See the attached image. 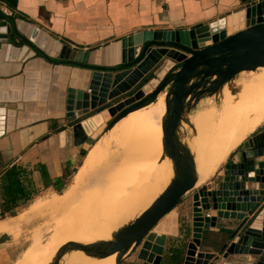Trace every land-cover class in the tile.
Here are the masks:
<instances>
[{
    "label": "water",
    "instance_id": "1",
    "mask_svg": "<svg viewBox=\"0 0 264 264\" xmlns=\"http://www.w3.org/2000/svg\"><path fill=\"white\" fill-rule=\"evenodd\" d=\"M3 2L16 8L18 1L0 0ZM243 2L247 3L242 10L246 25L234 33L228 30L229 16H222L193 28L141 30L88 50L84 58V52H79L75 60L60 58L62 43L50 50L54 40L49 34L0 8V136L21 127L26 119L81 117L72 128L60 131L61 146H90L95 137L85 121H92L101 134L105 127L154 102L170 86L162 127L167 154L175 164L173 182L138 218L116 232L113 241H70L58 250L52 264H60L70 250L98 258L117 253L116 264H120L138 248L139 259L162 264L168 235L179 234V205L197 188L193 158L176 136L185 99L188 97L189 104L198 103L204 95H215L242 71L264 66V0ZM250 10L256 16L252 21H248ZM202 34L210 37L209 44L200 43ZM165 57L179 67L150 94H144L142 87L135 90ZM113 109L108 126L105 121L99 128L94 118ZM242 146L238 162L226 166L218 188L204 184L193 196L202 214L207 212L202 216L201 237L218 218L240 221L239 235L223 255L199 251L201 237L190 242L183 264H226L233 254L249 255L253 264H264V222L261 230L253 228L257 216L264 212V132L248 138ZM10 239L8 234H0V244Z\"/></svg>",
    "mask_w": 264,
    "mask_h": 264
},
{
    "label": "crops",
    "instance_id": "2",
    "mask_svg": "<svg viewBox=\"0 0 264 264\" xmlns=\"http://www.w3.org/2000/svg\"><path fill=\"white\" fill-rule=\"evenodd\" d=\"M17 1L16 8H12L3 2V12L13 15L16 18H20L25 22L34 24L49 34L54 40L49 47L50 50H55V45L57 43H62L63 49L61 53H59V56L60 58L68 60H75L79 55V52H84V58L86 57L88 50L116 42L123 37L129 36L141 30L193 28L207 24L208 22H211L212 20L222 16L232 17L235 15V12L242 11L247 6V3H244L243 0ZM229 22L228 26L230 25ZM242 22L243 18L238 25L242 24ZM163 60L171 62V65H176L175 60L171 58L165 57L161 60V62ZM169 69L170 68L164 70V74H166ZM249 78H251V76ZM249 78L239 79L235 77L234 79L237 81H247ZM224 89L222 96L223 101ZM160 97L157 101L160 100ZM200 101L201 100H199V102ZM207 106L209 107L205 106L204 108L198 110L193 117L196 118L198 113L208 109H212V112L215 113L214 105ZM225 106L226 105L224 102L222 120L217 126L216 133L213 130L214 113L211 114V118L209 117L207 125H209L208 128H210L211 125V130L213 131L211 132L212 134L210 137L206 139L205 143L203 144L204 147L209 148L208 145L213 143L212 139L214 138L215 140L218 139L217 142L219 145L221 144V148H219L218 145L217 148L214 147L213 149L211 147L212 145H210L209 149L212 151L205 149L206 157L202 155L204 149L200 148L202 149V153L200 154L201 151H198L200 156L196 155L193 160L197 187H200L212 179L220 170L219 166L223 165L227 158L235 150V147L238 144L229 145V137L238 130L248 131L254 128V125L252 124L255 118L261 112L264 104L259 109V112L253 117V119L249 121L248 125L245 127L235 128L233 131H229L230 133L224 131L221 135H219L225 120ZM107 111L108 110H105L103 112V116L108 120L111 118V115L109 114L105 116ZM53 112L60 113L56 110ZM152 112L157 113V121L160 116V109L157 104H154L151 108L137 114H142L141 117L144 118L151 115ZM87 116H89V114L83 118ZM132 116L133 115L127 117L126 119ZM193 117L190 119H193ZM81 119V117H47L45 119H34V121H29V119H26L27 123H24L21 127L15 128L0 136V233L10 234L14 232L17 227L19 229V226L29 223L31 221L30 216L34 218L38 216H44V214H34L31 212L30 209L33 206L27 208V211L24 213L20 212L14 215V209L11 213L6 212L5 217L2 216L4 212L2 209L3 185L7 183V180L5 179L6 171L11 166L16 164L22 171L20 174L21 182L28 187L30 186L29 188L34 193L39 192L42 189H46L49 186L57 187L62 185L71 170L76 167V162L79 160V157L83 155V149L81 146L75 145L71 147L61 146L59 134L61 130L72 128ZM187 123L188 121L186 122V128H188L189 133L186 137H184L185 139H182L180 144L181 147H184L183 143H185V140H189L192 133L191 128ZM208 140L211 142L209 143ZM215 151L219 154L217 157L219 164L215 163L213 166L215 168L212 167L213 169H209L206 166L207 155L208 152L210 153ZM201 156L203 157L201 158ZM199 158L201 160H199ZM263 159L264 157L261 158V160ZM233 160L238 162L239 156L237 155V157H235ZM197 161L201 162L196 165ZM218 186L219 183L214 187L209 186V188L215 189L218 188ZM60 195L62 194L57 193L56 197H59ZM56 197L54 193H52L50 196L46 197L48 200L43 201L41 204L50 202L52 199H56ZM38 199H40V197L36 198L30 204L37 202ZM23 205L26 204L23 203V200H19L18 209H20ZM191 205L192 203L186 202L185 198L179 205V234L177 236L168 235L162 264H183L184 262L188 244L193 241V232L191 230L193 215ZM203 214L205 216L207 212H203ZM250 218L251 217H249L248 220H250ZM20 221H23V224ZM187 225L190 226V232L187 230ZM240 225L241 222L238 220L218 218L215 226H211L210 228L203 230L201 245L199 246L198 250L214 253L217 255H223L236 239L235 236L239 235L237 230L239 229ZM261 228L262 226L259 227V230H261ZM158 235L161 236L163 234L159 233ZM136 250L138 251L136 252ZM136 250L133 251L132 254H127L121 261V264H131V261L133 264L136 260L139 261L138 264H149L148 262L138 258L140 248ZM226 264H253V262L251 261L249 255L233 254L229 255V257L226 259Z\"/></svg>",
    "mask_w": 264,
    "mask_h": 264
},
{
    "label": "rangeland",
    "instance_id": "3",
    "mask_svg": "<svg viewBox=\"0 0 264 264\" xmlns=\"http://www.w3.org/2000/svg\"><path fill=\"white\" fill-rule=\"evenodd\" d=\"M253 19L252 17L248 21ZM245 25L246 21H243L239 25L240 27L238 26L233 31L228 30L230 33H234L244 28ZM175 63L176 65L174 66L171 65V62L163 60L157 65L151 72L153 77L141 85L143 92L145 91L144 94H150L154 91L166 76L177 69L180 64L176 61ZM168 68H170L169 71L164 74V70ZM249 76H251L249 73L241 72L236 78L242 79ZM153 79L154 81H152ZM249 80L250 78L247 81L240 82L246 84ZM169 90L170 86L161 95L160 100L155 103L159 106L160 116L151 127L152 130H150V127H147L148 130L146 129L144 118L141 117L142 114L133 115L124 122L111 128H105L101 134L97 133V138L92 145H81L83 155L79 157L76 167L71 170L62 185L57 187L49 186L36 192L29 205H23L18 209L14 215L20 212L24 213L27 208L33 206L30 209L31 212L44 214V216L36 218L30 216L31 221L19 226V229L17 227L14 232L10 234L0 233L11 236L9 241L0 244V264H27L29 253L42 251L47 248L52 239L65 230L64 225L66 226L68 221H71L69 225L72 223V227L76 228V225L73 224L76 212L71 214V210H79L83 214V219H85L83 223L86 226V231H91V234L95 235L94 233L99 231L97 228L101 229L103 226L115 227L116 224V226H122L123 228L128 226L165 191L170 181V173L168 169L169 158L165 155L161 125L165 119V103ZM222 96L223 93L221 91L215 93V95L207 94L201 98L199 103L195 101V103L191 104H189L190 101L187 97L185 99V112L182 115L176 136L180 139L186 137L189 133L188 128H186V122L198 110L207 105L215 106L213 122L216 133L217 126L221 123L223 115L224 101ZM259 99L260 97L251 95L247 98V102L255 104L256 109L254 112L256 114L264 104V100L259 102ZM111 103H114V101ZM243 103L244 105L246 104L245 102ZM109 121L106 123L107 126ZM225 124L224 122L223 125ZM252 125H254V128L248 131L238 130L229 137V145H238L226 162L219 166L220 170L216 175L205 184L212 187L218 185L226 166L231 164L234 161L233 159L242 152L243 142L264 132V106ZM156 145H158L156 147L158 149L155 152ZM203 156L206 157V151L203 152ZM215 163L219 164V160ZM197 188L185 196V201L192 203V209L197 204H195L193 199ZM52 193H54L55 197L57 193L62 195L52 199L50 202L41 204L43 201L48 200L46 197ZM38 197L40 199L37 202L30 204ZM20 222L23 224V221ZM93 229L94 231H92ZM74 231L76 232V230ZM111 261L112 255L106 258H98L87 254L80 260L69 262L68 264H109ZM134 262L133 264L139 263L137 260Z\"/></svg>",
    "mask_w": 264,
    "mask_h": 264
},
{
    "label": "bare ground",
    "instance_id": "4",
    "mask_svg": "<svg viewBox=\"0 0 264 264\" xmlns=\"http://www.w3.org/2000/svg\"><path fill=\"white\" fill-rule=\"evenodd\" d=\"M261 8L263 9V13H264V4L263 3L261 4ZM254 16H255V14H253L252 11L250 10L249 16H248L249 20H251L252 17L255 18ZM242 18L244 21V18H245L244 11L235 12L234 16L229 17L230 25L228 26V29L232 30V31L234 29H236L239 26L238 24L240 23ZM210 42H211L210 37L207 34H202V36L200 37V43L203 45H206V44H209ZM242 72H248L249 74H251V78H250L248 83L244 84L240 81H237L236 79H232L231 81H229L226 84V86L223 85L217 91V92L221 91L223 93V89L225 87V89H224V102H225L226 106H225V113H224L225 114L224 115V119H225L224 122L226 124L222 126V130L220 131L219 135H221L224 131L229 132V131H233L235 128H238V127H245L246 125H248L249 121H251L253 119L254 114H256L254 112V110L256 108H255L254 103L247 102V98L250 95L253 97H260V99L258 100L259 102L261 100H264V66L258 67L255 70L242 71ZM152 81H154V79ZM163 93H165V91L162 92L158 96V98ZM158 98L154 102H152L151 104H149V105H147L141 109H138L136 111H133L129 115H127L126 117L118 120L113 126L119 124L120 122H122L123 120H125L127 117H129L131 115L141 113V112L151 108L157 102ZM166 98H167V96H166ZM243 102H245L246 104L244 105ZM257 110H258V108H257ZM257 110H256V112H257ZM113 113H114V109L108 110L105 113V116L110 114L111 118H112ZM212 113H214V112H212V109L203 110L200 113H198L196 118H194L193 117L194 115H193L192 116L193 119L188 120L187 124L191 128L192 133H191L189 140H185V143H183L184 144L183 148L189 152V154L191 155L193 160L196 157V155L200 156V154L202 153V151H201L202 149H204L203 150V152H204V151H206L205 149L210 148V145H212L211 147L213 149H214V147L217 148V146L219 145L217 142L218 139L215 140L213 138L212 144L210 143L211 141L208 140L210 143V145H208L209 148H206L203 146V144L205 143V140L210 137V135L212 134L211 132L214 130V129L211 130V125H210V128H208L209 125H207L209 117L211 116ZM165 117H166V103H165ZM156 118H157V113H155V112H152L151 115L144 117L146 129H147V127H150V130H152L151 127L154 125ZM110 119H108V120L105 119L103 116V113H101L99 116H96V118H94V121L96 124H98L100 126L99 128H103L105 121H109ZM180 123H181V121H180ZM180 123H179L177 131L179 130ZM84 124L86 126V129L89 132L91 131L93 133L92 137H95V139H96L97 133H99V131H98L99 129L98 130L95 129L96 126L92 121H88V122L85 121ZM113 126H111V127H113ZM111 127H105V128H111ZM161 129H162V134H163V127H161ZM163 136H164V134H163ZM177 140L181 144L182 139L177 137ZM206 143H208V142H206ZM222 144H223V142H222ZM158 145L155 146V152H156V149H158V148H156V147H158ZM220 145H219V148H221ZM200 148H202V149H200ZM209 150H211V149H209ZM198 151H201L200 154H198ZM226 152H227V150H226ZM165 155L168 156V158H169L168 169H169V173H170V181H169V184L167 186V188H168L175 178V164H174L173 160L171 159V157L167 154L166 148H165ZM218 156H219V154L216 151L210 152V153L208 152L206 166L209 169H211L215 165V162H217ZM202 157L203 156H201V158ZM197 160H198V157H197ZM199 160H201V159L199 158ZM199 162H201V161H197L196 165L199 164ZM213 168H215V167H213ZM95 184H96V182H95ZM143 212H141L136 218H138ZM74 213H75V217L73 219V224L76 225V228L72 227V223H71V225H69L70 224L69 222H71V221H68L66 226L64 225L65 230L63 232L59 233V235L55 236L47 248H45L42 251L41 250L38 252L33 251V252L29 253V256H27L28 261L26 259L27 264H52L56 253L64 244H66L70 241H76V242H80L83 244H90V243H94V242H98V241H113V235L116 234V232H118L119 230H121L123 228L122 226H116L117 224L115 225V227L108 226L110 228H108L107 226L106 227L103 226V228H101V229L97 228L99 231L95 232L94 233L95 235H93V234H91L92 233L91 231H88V232L86 231V228H85L86 226L83 223V221H85V219H83V214L79 210H75V211L71 210V214H74ZM262 213H264V212H262ZM262 213H260L259 216H257V219L254 222V226H253L254 228L259 229V227L262 226V224L264 222V214H262ZM202 216H203V214H202V210H201V205H199L197 203L195 206L194 216H193L194 217L193 218L194 219L193 220V227H194L193 241L194 242L199 241L200 237H201V229H202L201 222L203 221ZM85 224H87V223H85ZM97 229H95V230L97 231ZM74 230H76L77 233ZM92 231H94V229ZM158 237L162 238V245H163L162 235L161 236L159 235ZM160 238L158 240H160ZM160 241H159V244H160ZM86 255L87 254L85 252H83L82 250H70V251L66 252V254L62 257L60 264H68L69 262L71 263L73 261L80 260L81 258H83ZM116 256H117V253L112 255V261L109 264H116Z\"/></svg>",
    "mask_w": 264,
    "mask_h": 264
},
{
    "label": "trees",
    "instance_id": "5",
    "mask_svg": "<svg viewBox=\"0 0 264 264\" xmlns=\"http://www.w3.org/2000/svg\"><path fill=\"white\" fill-rule=\"evenodd\" d=\"M151 72L145 77V79L141 81V83L139 84V86H137L135 90L141 88V85L146 80L153 77ZM21 172L22 171L15 164L11 166L5 173V179L7 180V183L3 185V194H2L3 195L2 209L4 211L2 214L3 217H5L6 212L11 213L12 210L14 209L15 210L13 214H15L18 211L16 209H18L19 207V200H23L24 204H28L35 194L29 188L30 186L28 187L21 182V177H20ZM187 230L188 232H190L189 225H187Z\"/></svg>",
    "mask_w": 264,
    "mask_h": 264
},
{
    "label": "built area",
    "instance_id": "6",
    "mask_svg": "<svg viewBox=\"0 0 264 264\" xmlns=\"http://www.w3.org/2000/svg\"><path fill=\"white\" fill-rule=\"evenodd\" d=\"M2 6H4V5L1 3L0 4V8H1L2 11H4L3 8H2ZM4 13H6V12H4Z\"/></svg>",
    "mask_w": 264,
    "mask_h": 264
}]
</instances>
